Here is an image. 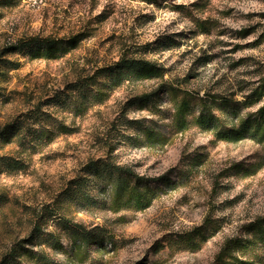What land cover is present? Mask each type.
Listing matches in <instances>:
<instances>
[{
  "label": "rangeland",
  "instance_id": "obj_1",
  "mask_svg": "<svg viewBox=\"0 0 264 264\" xmlns=\"http://www.w3.org/2000/svg\"><path fill=\"white\" fill-rule=\"evenodd\" d=\"M73 37L76 47L55 60L24 50L3 53L18 41ZM121 57L157 63L165 71L163 81L194 94L190 109L172 123L166 96L158 116L127 107L129 99L157 87L159 81L150 80L114 89L84 114L50 110L74 132L54 136L35 154L14 146L0 150V156L26 165L24 171L0 173V196L7 199L0 210V259L27 238L42 209L55 207L53 199L67 181L101 157L143 178L141 186L146 182L152 192L150 205L115 211L63 205L57 210L62 222L41 226L55 244L32 248L42 260L36 255L21 264H214L226 241L253 239L246 227L264 221L263 145L223 141L197 124L202 111L229 129L263 104L237 110L233 120L228 102L204 97L241 101L239 86L258 79L264 0H0V128ZM4 60L17 69L6 71ZM120 116L142 122L163 140L147 139L138 125L120 127ZM90 195L104 197L94 189ZM206 220L211 226L194 237ZM213 221L219 225L215 233ZM189 235L199 248H191ZM241 254L240 260L264 264V251Z\"/></svg>",
  "mask_w": 264,
  "mask_h": 264
},
{
  "label": "trees",
  "instance_id": "obj_2",
  "mask_svg": "<svg viewBox=\"0 0 264 264\" xmlns=\"http://www.w3.org/2000/svg\"><path fill=\"white\" fill-rule=\"evenodd\" d=\"M248 31H242L241 35ZM78 41L76 37L68 40L62 39H32L18 41L15 45L4 49L3 53H19L24 51L32 52L36 58L44 60H55L65 56L76 47ZM2 66L6 71L17 69V65L8 61H2ZM258 79L252 83H242L239 92L242 93L241 101L221 95L204 97L205 100L228 102L234 109L231 119L237 118V110L247 109L264 101V63L258 66ZM164 69L157 63L143 59L141 57H121L116 63L97 69L93 75L81 77L69 83L63 90L56 91L51 97L44 101H39L26 113L20 114L12 122L0 128V150L7 146L17 147L21 154H35L43 146L49 144L54 136L69 135L74 132L63 122L55 117L53 110L73 113L74 115L84 114L88 107L103 104L110 93L126 84L156 80L159 81L157 87L149 93L134 96L125 104L127 107L139 111H150L154 116H158L162 109L160 106L161 97H168L171 101V110L174 113L171 117L172 123H177L179 118L190 109L189 100L194 97L192 93L181 90L163 81ZM5 76V75H4ZM206 102V101H204ZM47 108V109H43ZM52 110V111H50ZM120 127L128 128L138 125V129L143 132L144 137L152 139L153 142H161L162 135H155L149 127H144L138 120H128L124 116L117 118ZM151 122V121H150ZM239 122V121H238ZM236 123V126L226 129L221 121L216 120L213 115L202 112L197 120V124L206 130H211L216 137L228 142H239L251 140L264 147V102L254 113H249L245 120ZM135 142H139L136 141ZM138 144V143H137ZM26 165L21 159L10 156H0V173H15L24 171ZM143 178L136 176L129 168L117 165L109 157H101L89 160L81 169L77 176L67 181L64 188L53 199L54 208H44L32 223L29 235L22 242L27 243L25 248L21 243H16L1 259L0 264H21L23 258H33L39 252L32 248L55 244V237L51 233L44 231L42 223L52 220L62 222V217L57 210L63 205L75 206L83 211L89 208H104L115 211L119 206H128L135 210L147 208L152 199V192ZM94 189L98 195L104 197L91 196L90 190ZM7 199L0 196V210L5 206ZM264 221L256 220L246 227V233H252L253 239H242L241 236L234 237L226 241L217 253L214 264H252V259L240 260L237 253L245 252L255 256L256 250L264 251ZM211 224L207 220L195 235L203 236V230ZM213 233L219 229L217 222L212 223ZM202 240H204L202 238ZM188 244L191 248H199V241L192 235L188 236ZM42 260V257L36 256ZM240 258V259H239Z\"/></svg>",
  "mask_w": 264,
  "mask_h": 264
}]
</instances>
